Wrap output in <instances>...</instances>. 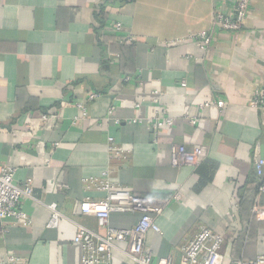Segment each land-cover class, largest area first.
<instances>
[{
    "label": "crops",
    "instance_id": "obj_1",
    "mask_svg": "<svg viewBox=\"0 0 264 264\" xmlns=\"http://www.w3.org/2000/svg\"><path fill=\"white\" fill-rule=\"evenodd\" d=\"M235 1L0 0V172L12 168L16 183L34 188L22 201L31 223L2 233L0 222V264L10 255L81 264L77 225L98 230L82 205L104 197L85 180L108 168L164 205L161 232L147 236L155 257L181 264L180 247L201 225L223 236V264L264 254V219L253 212L264 210L253 162L257 150L264 157V112L250 106L264 87V0H251L236 34L216 30L208 48L193 38L212 29L217 4L231 11ZM91 92L99 96L84 112L76 104ZM219 99L223 109L201 107ZM162 110L174 124L154 131L149 121ZM110 136L126 160L110 158ZM179 144L199 146L196 164L173 165ZM54 210L61 217L50 226ZM139 217L113 213L110 224L128 228ZM112 264L134 263L116 249Z\"/></svg>",
    "mask_w": 264,
    "mask_h": 264
},
{
    "label": "built area",
    "instance_id": "obj_2",
    "mask_svg": "<svg viewBox=\"0 0 264 264\" xmlns=\"http://www.w3.org/2000/svg\"><path fill=\"white\" fill-rule=\"evenodd\" d=\"M251 0H236L232 5V10L227 11L222 7V3L217 4L212 19V29L202 30L193 35L198 45L202 48L211 46L216 30L236 34L241 31L246 17L250 13ZM121 24L116 27L120 28ZM127 41L132 42L131 36L126 37ZM130 77H126L129 80ZM99 96L96 92H91L84 102H77V106L84 112L87 104L94 101ZM87 102V103H85ZM216 105L223 109L225 101L209 100L201 105L207 107ZM250 106L264 112V87L256 89L250 100ZM116 110L112 106L109 116ZM43 123L48 119V115L41 117ZM133 121H136L134 119ZM151 128L157 131L164 127L174 124V119L162 110L158 117L150 121ZM191 125L197 124L196 117H190ZM108 148L111 159L126 160L127 153L117 145L114 137L108 138ZM199 146L188 150L184 144L173 146L171 149L172 163L179 165H194L197 163ZM254 166L257 174L264 177V157L257 150L254 155ZM111 169L103 172L101 177H94L85 180L87 188H96L104 194L101 200L88 198L82 205V212L93 214L97 219L98 230L89 229L83 225H77V232L74 242L81 248V264H112L114 251L122 250L134 264H175L173 256L155 257L152 249L147 243V236L150 232H161L157 222V217L164 211L161 201L152 196L137 195L123 187L111 175ZM264 192V183L259 187ZM34 197V188L31 179H27L21 185L15 181V172L12 168H4L0 172V222L2 223V233L7 232L9 224H19L27 226L31 223L30 215L22 207V201ZM176 200L181 198L180 194L174 196ZM253 212L258 219H264V210L257 206L253 207ZM113 213L133 214L139 213L140 217L135 225L128 228H117L110 224V217ZM60 212L54 210L49 221L50 226L58 225ZM222 235L213 231L206 225L199 226L193 238L185 242L180 247L181 264H223L220 251L224 245ZM120 243H126L125 249L119 247ZM7 264H26L18 256L10 255ZM231 264H264V254L258 255L255 259H238Z\"/></svg>",
    "mask_w": 264,
    "mask_h": 264
}]
</instances>
